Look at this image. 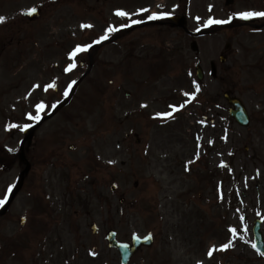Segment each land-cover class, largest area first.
<instances>
[{
    "label": "rangeland",
    "instance_id": "374dc122",
    "mask_svg": "<svg viewBox=\"0 0 264 264\" xmlns=\"http://www.w3.org/2000/svg\"><path fill=\"white\" fill-rule=\"evenodd\" d=\"M40 1L42 13L29 22L21 14L38 0H0V17L16 16L8 28L0 24V39L5 33L12 38L0 46V150L8 158L3 171L10 186L22 170L23 127L56 103L58 95L46 86L63 96L84 77L69 104L46 118L24 149L30 169L1 221L10 235L4 264H119L104 238L108 228L121 241L156 232L154 244L128 264H264L251 232L260 218L264 238V27L238 26V13L264 8L240 0L225 7L218 0L216 15L202 6L206 17L178 27L179 37H164V24L142 25L135 30L148 32L144 38L129 34L95 48L90 65L93 43L163 9L162 1L106 7L91 0H60V6ZM118 11L128 15L115 17ZM211 17L228 20L229 27L208 23ZM217 25L213 33L194 37ZM158 31L157 39L152 32ZM192 39L198 51L190 49ZM77 45L90 47L67 59ZM70 63L73 73L63 74ZM196 63L202 81L195 77ZM225 91L244 102L246 128L229 117ZM21 216L28 218L25 227Z\"/></svg>",
    "mask_w": 264,
    "mask_h": 264
},
{
    "label": "flooded vegetation",
    "instance_id": "af4514ba",
    "mask_svg": "<svg viewBox=\"0 0 264 264\" xmlns=\"http://www.w3.org/2000/svg\"><path fill=\"white\" fill-rule=\"evenodd\" d=\"M120 0H91V4L94 6H100V7H106V6H115L119 3ZM128 1V0H127ZM138 1V0H135ZM153 1H158V0H153ZM162 1V8L159 10H150L152 13H168V15L165 16H159L158 18H154L151 20H148L147 22H138V24H135L132 26L131 29L126 30V31H120L119 33L115 34L117 35L116 40H118L119 37L124 38L127 37L129 34H135L137 37L138 34H142L141 38H144L145 34L148 32L146 31H140L138 30L143 27L142 25H154V24H164V27H166V30L164 31V37L167 36V34H172L175 37H179V28L177 27V23L175 22L176 18H182L183 22H199L203 18H205L206 14L208 13H215L217 14V0H161ZM243 5L245 6H251L253 8L259 7V6H264V0H240ZM134 2V1H132ZM234 3V0H233ZM232 3V5H233ZM202 6H204V12L206 14H201L202 10L200 9ZM193 9V10H192ZM200 13V14H199ZM199 18V19H197ZM259 16H253L247 18V22L242 23L245 26H249L253 24V22L257 21ZM245 21V20H243ZM8 24L5 25V28H8ZM171 28H174L173 31H170ZM133 29V30H132ZM138 29V30H135ZM168 29V30H167ZM135 30V31H134ZM162 33L161 31L158 32H152L153 36L156 37L157 39L159 38L158 34ZM9 38V42L11 41V36L10 34H4V37L0 39V44H4L6 38ZM135 37V39H136ZM134 38V37H133ZM128 42V41H127ZM20 43V41H19ZM56 90V89H55ZM3 147V146H2ZM30 148V145H26L25 151L27 152L28 149ZM4 150H6L5 147H3ZM0 154H2V157L4 160L0 159V168L7 167L8 163V158L6 157V154L4 153L3 150H0ZM9 154V153H8ZM6 172H8L6 170ZM4 175H0V199L1 197H4L6 191L8 190V181L7 177H3ZM27 178V176H26ZM26 181V180H25ZM25 181L22 183V187L25 184ZM27 188V186H26ZM4 194V195H3ZM1 207V204H0ZM5 211L3 213H0V264H4V259H5V252L7 251V246L6 243L10 244V235L5 236V232L8 230V226L4 223L1 222L4 219ZM26 221V219H25ZM26 222L21 225V227L26 226ZM68 226V225H67ZM67 231L69 230L68 228L66 229ZM25 232V231H23ZM68 234V233H67ZM68 236V235H67ZM62 247V245H61ZM62 256L64 259L68 258V249L66 253L62 251ZM68 264V262H66Z\"/></svg>",
    "mask_w": 264,
    "mask_h": 264
},
{
    "label": "water",
    "instance_id": "95a60500",
    "mask_svg": "<svg viewBox=\"0 0 264 264\" xmlns=\"http://www.w3.org/2000/svg\"><path fill=\"white\" fill-rule=\"evenodd\" d=\"M191 48L193 50L197 49L195 42L191 43ZM196 76L198 79H201L203 77L202 69L198 65L196 66ZM224 97L227 99L228 103L231 105V107L229 108V115L232 116L233 118H235V120L237 122H239L240 124H242V125L247 124V120H248L247 114H246L245 108H244L243 104L240 102V100L237 98H234V97H230V95L227 92L224 94ZM33 129H34V127H31L29 129V133L27 134L25 139L30 140ZM20 159L22 162H24L25 168L23 169V171L20 174V182H19L18 186L16 187L14 193H16V191L18 190V188L21 184L22 177H23L24 173H26L28 171V166H29L27 160L24 157L23 147H21ZM14 193H13V195H14ZM13 195L11 196V199H12ZM9 202L6 204V206L9 204ZM92 228L94 230V227H92ZM253 234H254L256 249H259L260 252H264V241L262 238V234L260 232V220L254 221ZM113 235L114 234L111 233L107 236V239L109 241V245L110 246H116L119 249L123 264H125L126 260L138 248V246H140L141 244H148L150 242V237H147L145 239H138L137 237L134 236L132 238V245H126V244H121V243L119 244V243L115 242Z\"/></svg>",
    "mask_w": 264,
    "mask_h": 264
},
{
    "label": "snow or ice",
    "instance_id": "6c2138e0",
    "mask_svg": "<svg viewBox=\"0 0 264 264\" xmlns=\"http://www.w3.org/2000/svg\"><path fill=\"white\" fill-rule=\"evenodd\" d=\"M31 11H35V9H32ZM140 11H147V10L146 9H140ZM117 15L127 16L128 13L124 12V11H118ZM165 15H168V13H152V15H150L148 18L149 19H154V18H158L159 16H165ZM238 15L240 17H242V18L247 19V18L253 17V16H262V17H264V12L246 11V12L238 13ZM4 19H5L4 17H0V22H2ZM197 19H199V18H197ZM135 22L136 21H133V23H135ZM223 22L224 21H218V20H213V19H209V21H208V23H223ZM112 30H114V29H109V31H112ZM106 37H107V33L105 34V36L101 37V39H105ZM89 47H90V45H83V46L77 45L76 48L72 52L69 53V57L70 58H74L77 53L86 51ZM75 66H76L75 63H70L68 65V67L65 69V71H70ZM73 83H75V82L73 81ZM46 87H54V85H48ZM69 87H71V85H69ZM67 94L68 93H67V90H66L64 95H67ZM36 107H37V110L39 111L40 109L43 108V104H39ZM32 118L38 120L40 117H39V115H37V116H34ZM25 127H27V125ZM0 204H3L2 200H0ZM232 231L235 232L236 229H232ZM230 246H231V242L223 244V245H221V250L227 249ZM252 247L256 248V245L253 244ZM257 251H259V249H257ZM211 254H212V251H209L208 255L211 256ZM260 254L264 255V252H261ZM93 255H95V253H93ZM198 264H199V262H198Z\"/></svg>",
    "mask_w": 264,
    "mask_h": 264
},
{
    "label": "bare ground",
    "instance_id": "6f19581e",
    "mask_svg": "<svg viewBox=\"0 0 264 264\" xmlns=\"http://www.w3.org/2000/svg\"><path fill=\"white\" fill-rule=\"evenodd\" d=\"M9 200H10V199H9ZM9 200H8V202H9ZM8 202H7V203H8Z\"/></svg>",
    "mask_w": 264,
    "mask_h": 264
}]
</instances>
